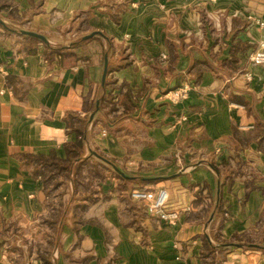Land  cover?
<instances>
[{
  "label": "crops",
  "instance_id": "obj_1",
  "mask_svg": "<svg viewBox=\"0 0 264 264\" xmlns=\"http://www.w3.org/2000/svg\"><path fill=\"white\" fill-rule=\"evenodd\" d=\"M253 19L264 0H0V264H264ZM78 25L103 35L68 40ZM77 129L79 158L40 161L68 159ZM93 151L135 178L93 177L112 167ZM122 180L166 187L179 220L148 215Z\"/></svg>",
  "mask_w": 264,
  "mask_h": 264
},
{
  "label": "built area",
  "instance_id": "obj_2",
  "mask_svg": "<svg viewBox=\"0 0 264 264\" xmlns=\"http://www.w3.org/2000/svg\"><path fill=\"white\" fill-rule=\"evenodd\" d=\"M252 25L260 27L264 33V20L253 19ZM162 54V58H166ZM249 61L253 65H264V37L259 39L247 54ZM1 70V65H0ZM248 80L251 79L250 73H245ZM193 82H184L180 86H174L167 90L166 96L172 103H178L185 100L189 95V90ZM106 129L102 133L106 134ZM131 197L145 206L146 213L150 216H156L159 221L166 224H175L180 218V211L168 208L169 192L167 188H160L157 192L147 188H134L131 191ZM228 216V212L225 213Z\"/></svg>",
  "mask_w": 264,
  "mask_h": 264
},
{
  "label": "rangeland",
  "instance_id": "obj_3",
  "mask_svg": "<svg viewBox=\"0 0 264 264\" xmlns=\"http://www.w3.org/2000/svg\"><path fill=\"white\" fill-rule=\"evenodd\" d=\"M123 4H126V3H122V4H117L114 2V5H112L114 7L115 10L111 11V10H108L109 14H111L113 16V18H116L118 19L119 15L124 12V10L126 9V5H123ZM113 13V14H112ZM18 31V33H20V29L19 27L16 28ZM75 31V35L77 34L76 38L77 39H83V36L87 35V34H90L94 31H91L88 29L87 25H78L77 27H72L68 33H70V37L67 38L68 40L71 39V34H73L72 31ZM73 38V37H72ZM66 39V38H65ZM64 39V40H65ZM67 39L65 40V42L63 43H68L67 42ZM51 45H54V46H59L60 44H51ZM185 82H190V80H186ZM182 85V84H181ZM91 174L93 177H102V178H112V179H122V176H120L114 169L113 167L109 168V167H106L104 169V171L100 170V169H97V168H91ZM143 182V183H142ZM141 183L138 184V188H145L143 185H146V182L142 181ZM123 183V186H121V184ZM120 186H121V190H129L128 191V194L130 195L131 197V191L133 190V188H135L134 186H132V182H125L124 180H122V182L120 183ZM147 189H149V187L146 186ZM166 188V187H165ZM128 195V196H129ZM132 198V197H131ZM138 202V201H136ZM138 205L140 208H142V210L144 211L145 210V206L138 202ZM179 211V210H178ZM146 212V210H145Z\"/></svg>",
  "mask_w": 264,
  "mask_h": 264
},
{
  "label": "trees",
  "instance_id": "obj_4",
  "mask_svg": "<svg viewBox=\"0 0 264 264\" xmlns=\"http://www.w3.org/2000/svg\"><path fill=\"white\" fill-rule=\"evenodd\" d=\"M49 48L50 51H54L53 48L47 46ZM74 119H78L77 117H75ZM84 121V120H82ZM77 133L78 135L80 136V138L75 142L73 143L72 146H69L68 147V152H69V156L68 159L66 160H61L59 158H57L54 154H52L51 156L49 157H44V156H40L39 159L40 161H42L43 164H46V165H50V166H53V167H56L57 171H61L64 169V166L69 163V162H72L74 161L75 159L79 158L82 154V149L85 145V138H84V135H85V131L84 129H77ZM215 169L219 172L220 169L218 166L215 165ZM125 182H128L127 180ZM91 199H93V197H90ZM85 205H82L81 207H84Z\"/></svg>",
  "mask_w": 264,
  "mask_h": 264
},
{
  "label": "water",
  "instance_id": "obj_5",
  "mask_svg": "<svg viewBox=\"0 0 264 264\" xmlns=\"http://www.w3.org/2000/svg\"><path fill=\"white\" fill-rule=\"evenodd\" d=\"M22 34H25V35H30V36H33V37H36L38 39H41L42 41L44 42H48V39L46 38V36H44L43 34L41 33H38L36 31H32V30H28V29H22L20 31ZM95 35H103V33L101 31H94L90 34H87L85 36H83V39L86 40V39H89V38H92L93 36ZM107 76V65L105 67V72H104V76H103V79L105 80ZM93 154L96 155L97 157H99L100 159L106 161L107 163H109L113 169L122 177L124 178H127V179H134L135 177L134 176H130L128 174H126L121 168H119L115 163L109 161L108 159L104 158L102 155H100L99 153H97L96 151H93ZM229 246H232V245H235V246H241V244L239 243H229L227 244ZM250 246H254V247H257L258 245H255V244H251Z\"/></svg>",
  "mask_w": 264,
  "mask_h": 264
}]
</instances>
